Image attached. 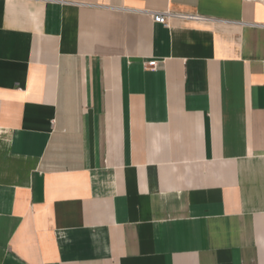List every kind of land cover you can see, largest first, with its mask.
Returning <instances> with one entry per match:
<instances>
[{"label":"crops","instance_id":"0c3cea01","mask_svg":"<svg viewBox=\"0 0 264 264\" xmlns=\"http://www.w3.org/2000/svg\"><path fill=\"white\" fill-rule=\"evenodd\" d=\"M0 264H264V0H0Z\"/></svg>","mask_w":264,"mask_h":264},{"label":"built area","instance_id":"2783aa9c","mask_svg":"<svg viewBox=\"0 0 264 264\" xmlns=\"http://www.w3.org/2000/svg\"><path fill=\"white\" fill-rule=\"evenodd\" d=\"M146 12L150 13L155 21L164 23L165 25L169 24L170 18H179L184 20H197V21H205V22H218V23H236L237 21H233L230 19L224 18H216L210 16H203L198 14H190V13H181V12H174L171 10H147ZM147 67H157L158 61L152 60L146 63Z\"/></svg>","mask_w":264,"mask_h":264}]
</instances>
